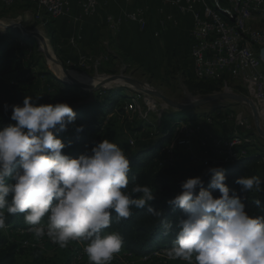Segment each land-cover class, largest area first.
I'll list each match as a JSON object with an SVG mask.
<instances>
[{"label":"clouds","instance_id":"1","mask_svg":"<svg viewBox=\"0 0 264 264\" xmlns=\"http://www.w3.org/2000/svg\"><path fill=\"white\" fill-rule=\"evenodd\" d=\"M40 98L25 96L22 105H12L15 123L0 128V230L7 229L8 216L23 214L35 238L46 235L62 249L70 242L85 243L89 264H111L124 240L119 232L105 230L113 220L131 217L133 208L146 209L160 218L163 235L174 233L168 260L264 264V217L249 215L241 198L234 191L230 195L222 168L208 169L207 189L199 176L183 181L167 203L181 209L184 218L163 219L162 211L150 206L156 199L152 187L136 184L127 191L132 168L118 144L103 139L76 158L63 154L66 145L58 134L74 122L75 112L67 103L37 104ZM8 108L5 104V112ZM235 183L242 191H264V179L257 175ZM216 190L218 197L212 194ZM253 203L264 210L260 199Z\"/></svg>","mask_w":264,"mask_h":264},{"label":"rangeland","instance_id":"2","mask_svg":"<svg viewBox=\"0 0 264 264\" xmlns=\"http://www.w3.org/2000/svg\"><path fill=\"white\" fill-rule=\"evenodd\" d=\"M26 3L27 2L24 1H18L8 8L0 7V32L3 33L8 30V28H17L20 33L22 32L21 30H23L26 33L31 32L36 34V36H30L32 42L27 43V49L23 47V44L20 46L23 49L18 50V55L21 57V60L19 61L20 67L23 69L29 68V70L35 75L51 73L55 79L60 82L62 79L58 77L59 75L55 71V68L59 67V63L62 67L68 70L69 73L74 72L88 80L93 79V81H95L94 77L104 75L100 72L98 73L91 67L86 70L85 64H76L67 67V61L73 59L76 55H72L70 52L57 46V38L52 39L48 34L51 30H47L43 24L40 23L41 19H43L42 14L36 12L30 7L23 10L27 5ZM38 10L41 12L43 11L40 8H38ZM48 18L46 19H52L50 17ZM21 19H24L23 22L18 24ZM55 19L56 18H54V20ZM54 24V22H51L50 26L53 31H66L67 29L66 26L60 27L58 25L54 26ZM70 41V39L69 42L67 41L68 45L70 44ZM161 45V54L159 53L155 56L156 66L154 65V71H151V73L154 74L156 70V76L151 73L148 75L144 74L139 66H137L131 73L130 70H132V68L124 69L121 67L123 70H120V68L117 70L113 69L114 74L112 75L122 74L126 77L132 78L148 89L152 88L169 100L179 103H187L192 99H201L211 96H203L199 93L191 94L189 92L191 84H195L203 79H198L194 68L193 70L186 69L187 65L182 59V57L186 56L185 44L176 42V45L170 46V48L163 44ZM17 46L19 45L17 44ZM251 47L258 50L257 45H251ZM81 55L85 54L81 53ZM140 60L144 63L143 58H140ZM145 60H147V58H145ZM123 64L125 65V62ZM143 68L146 69L147 67L143 66ZM261 72L264 73V63H262ZM151 75L153 78H151ZM26 77H28V75ZM241 81L242 79L239 75H234L232 77L228 76V79L226 77V79L224 78L221 82L223 84L221 90L215 93H221L224 91L230 93L233 92L253 102L254 92L252 88L249 89L250 87L244 86ZM119 84L123 85L122 82ZM119 84H111L110 87H106L110 90L120 89L122 95L130 97V101L127 104L122 98L118 102L119 105L124 108L126 113L124 112L121 115H113L117 112V109H115L114 112L106 116L104 121L111 116L112 118H115L113 119L114 125H112L111 128V139L113 138V143L118 144V146L122 148L126 156H130L133 152H137L141 148H147L148 145L155 140L152 130V133H149V131L141 132L142 134H145V136L148 135V139L145 137H141L138 141L133 139V132L138 127V119L136 116L141 118L143 111H145L144 120H148L149 122L150 118L151 120H154V118L160 117L163 113L172 114L178 111L171 108L163 109L162 102L153 96H146L147 99L151 101L149 106L154 107L152 109H147L143 104L144 95L135 92L132 88L121 87ZM22 87L27 88V96H32L33 98H35L36 95L43 96L47 94L41 77H36V80L31 82L30 85L27 84V82H23ZM77 88L89 94L86 101H89L95 92L97 93L108 90L99 88L95 91H89L80 86ZM260 110L261 109H259V112ZM190 113L197 115V119L192 121L196 137L191 141L190 144L192 146L190 148L187 149L186 147H183V149H178L177 158L172 162L168 160L166 167V169L168 168L170 170L168 176L170 184L171 186H176L175 189L177 193H180V185L187 178L199 176L203 180V174H200V171L204 166L209 167V165L212 164L213 167L223 168L232 163V161L225 164L220 162L219 158L221 156L220 153L217 152L218 149H216L217 143L214 144L216 139H218L217 141L220 145L225 144V141L230 143L233 139H237L240 144H243L238 137L240 136L242 139H245V142L254 144L257 150L259 149L264 152V138L257 135L255 125L252 123L250 109L246 104L225 100L214 101L208 105L192 109ZM152 116H154V118ZM260 117L261 116L259 115V123L264 131V125L261 123ZM156 119L158 120L159 118ZM171 124L172 123H170V125ZM181 126L190 127L189 125L180 122L173 123V127H175L172 132L173 136L174 131L176 132L179 130V127ZM238 129L242 130L240 131ZM243 132L247 133L244 134ZM217 134H220V136ZM248 134H253V136L245 138L244 136ZM198 139H200L201 142L198 141ZM178 140L179 139L173 138L169 145L174 149V147L177 146L176 142ZM229 150H232V147L225 149V157H227ZM159 153H162L161 150ZM28 228L29 225L25 224L23 227H20L13 232H8V230H6V233L8 232V240L12 243L14 242L15 245L18 246V250H20L16 258V264H67L68 262L71 264H89L88 258L84 253L85 243L70 242L67 248L62 249L57 244L53 243L46 235L40 239L35 238L34 235L28 231ZM167 250V248L156 250L151 255L152 257L157 258L155 262L150 256L144 258H132L121 251L116 254L111 264H185L184 261L180 260H168L166 256ZM36 261H40V263H36Z\"/></svg>","mask_w":264,"mask_h":264},{"label":"trees","instance_id":"3","mask_svg":"<svg viewBox=\"0 0 264 264\" xmlns=\"http://www.w3.org/2000/svg\"><path fill=\"white\" fill-rule=\"evenodd\" d=\"M218 3L223 7L224 4L221 0H218ZM26 4L23 10L30 7L42 14L43 19H41L40 23L47 30H51L48 34L54 39L56 31H53L50 27L54 19L48 20L49 16H47L46 12L44 10L42 12L39 11L35 4L29 2ZM29 42H32V38L23 37L17 28H8L5 32H0V128L15 123L10 120L11 106L17 104L22 105L23 99L27 96L28 91L27 88L22 87V83L27 82L30 85L31 82L36 80V77H41L47 94L41 96L37 104L67 103L75 112L74 122L68 124L66 130L58 134V138L66 145L62 150L63 154L71 158H76L86 150L90 151L96 143L103 139H108L110 142H113L114 139H111V128L114 125L113 119L115 118L111 116L106 121L104 120L115 109H117V112L113 115L123 114L125 110L118 102L122 98L127 104L130 101V97L122 95L120 89H111L95 92L91 99L86 101L89 94L73 85L69 86L61 83L51 73L35 75L29 68L23 69L19 66L21 57L18 55V50L23 49L20 47L23 44V47L26 48ZM106 57V63L110 64L112 56L106 55ZM97 72L104 75L114 74L112 68L107 70L101 66ZM27 75L28 77H26ZM221 82L220 80H201L195 84H191L189 92L191 94L199 93L203 96L212 95V93L221 90L223 86ZM5 104L9 106L7 112L4 110ZM196 116V114H191L190 111H178L172 114L163 113L158 120L156 119L157 117L154 118L152 116L155 122L151 118L148 122V120H141L136 116L138 119V127L133 132V139L137 141L141 137L148 139V135L145 136L141 132L149 131V133L153 132L155 140L147 148H141L139 151L127 156L130 167L132 168V171L129 173L130 182L127 191L130 193L131 188L136 184L152 187L156 199L150 202V206L154 209L161 210L163 219L173 222L184 218L181 209L175 206H169L167 203L168 200L178 194L175 189L176 186H171L170 184L168 178L170 170L168 168L166 169L167 161L170 160L172 162L177 158L178 149H183L180 146H176L173 149L169 145L173 140L172 132L173 128H175L173 127V123L180 122L194 128L192 121L197 119ZM170 123L172 124L170 125ZM81 125L83 126V131L77 132L76 128ZM243 133L246 134L247 132ZM217 135L220 136V134ZM252 136V134H248L244 137L250 138ZM238 137L243 144L234 146L232 151L247 149L249 152L245 156L237 157L232 163L222 168L226 177L225 183L230 190V195L234 191L241 198L242 203L245 205V210L249 215L264 217V210L258 209L253 203L254 199H260L261 209H264V191L261 193L242 191L241 186L235 183L237 178L243 176L257 175L264 179V164H262L264 152L259 149L257 150L254 144H249L245 142V139H242L240 136ZM160 150L162 152L161 154L159 153ZM170 151H172L171 154ZM17 170H19L18 165L13 169V172ZM210 178L211 173L203 180V186L206 189L208 188ZM262 188H264V183H262ZM212 194L214 197L220 195L218 190L213 191ZM133 195L135 197L139 194ZM6 224L8 225L6 230L13 232L23 227L26 223L23 214H16L15 216H8ZM6 230H0V264H16V258L20 250H18V246L14 242L12 243L8 240V232L6 233ZM105 231H115L122 235L124 245L121 251L123 253L128 254L132 258L150 256L154 262L157 258L151 255L156 250L162 248L169 249L174 241V233H170L167 236L163 235L160 218L152 216L146 209L133 208L131 217L119 223L113 220L111 226ZM36 263H40V261H36ZM67 264L71 263L68 262Z\"/></svg>","mask_w":264,"mask_h":264},{"label":"crops","instance_id":"4","mask_svg":"<svg viewBox=\"0 0 264 264\" xmlns=\"http://www.w3.org/2000/svg\"><path fill=\"white\" fill-rule=\"evenodd\" d=\"M83 1L71 0L68 13L64 17H57L54 20V26L67 27L66 31H56L55 33L59 48L72 55L77 53L95 57L109 55L112 56V61L110 64L102 63L100 66L103 69L132 68L131 73L139 66L143 73L148 75L154 71L155 56L161 54V44L170 48L177 42L185 44L186 56L182 59L187 65L186 69L193 70L189 40L191 18L172 4V0H115L106 4L103 0H95L96 7L89 15H85L81 11L80 3ZM138 7L146 10L147 27L145 30H140L135 22H128L125 19L127 12ZM109 19L117 23L118 30H112L108 26ZM69 39L75 41L73 46L68 45ZM140 58H143L146 64L142 63ZM143 66L147 68L144 69ZM155 73L151 74L156 76ZM151 78H153L152 75ZM259 115L261 116L260 121L264 125V106ZM262 164H264V160ZM212 167L213 165L210 164L209 167L201 168L200 174H203V180L210 175L208 169Z\"/></svg>","mask_w":264,"mask_h":264},{"label":"built area","instance_id":"5","mask_svg":"<svg viewBox=\"0 0 264 264\" xmlns=\"http://www.w3.org/2000/svg\"><path fill=\"white\" fill-rule=\"evenodd\" d=\"M16 0H0V3H14ZM45 1L47 6L54 8V14L56 17H64L69 9L71 0H39ZM115 0H103V2L109 3ZM241 3L245 14L261 15L264 16V0H237ZM96 2L95 0H84L80 3L82 12L85 15H89L94 11ZM174 4L182 13L188 15L191 18V28L189 31L190 40V58L194 66L196 74H208L212 77H217L219 74H232L234 72L233 53L235 49L234 34H238V29H241V22L231 21L230 24H224L221 18H218L211 14L209 6H205L202 0H172ZM146 10L142 7L130 10L125 14V19L129 22H135L140 30H145L147 25L145 21ZM19 24V23H18ZM112 24L116 22L108 20V26L113 30ZM246 38V37H245ZM260 40L264 38H252L253 44L257 45ZM74 40L70 41V45H74ZM251 45H247V48H251ZM262 48H258L259 50ZM243 63L246 67V75L243 77L241 83L244 86L254 87L256 93L259 95V101L264 106V86L256 83V75L253 67H251L247 59V49L242 57ZM107 62L106 56H87L77 53L73 59L67 61V67L76 64H85L86 70L90 67L96 71L102 63ZM150 100L144 96L143 104L147 109L150 107ZM159 116V115H158ZM145 118V111L141 116V120ZM159 118V117H157ZM187 128V129H186ZM181 129V130H180ZM179 136V137H178ZM195 131L193 127L181 126L179 130L174 131L173 138L179 139L176 142L177 146L190 148V144L193 138H195ZM218 139L215 140L217 152L220 153V162L223 164L233 160L234 157H225V149H229L233 144L225 141V144H218ZM198 141L201 142L200 139ZM172 151H170V154ZM241 155V153H239ZM238 155V156H239Z\"/></svg>","mask_w":264,"mask_h":264},{"label":"bare ground","instance_id":"6","mask_svg":"<svg viewBox=\"0 0 264 264\" xmlns=\"http://www.w3.org/2000/svg\"><path fill=\"white\" fill-rule=\"evenodd\" d=\"M18 1H24L29 2L32 4H35L36 7L44 10L50 18L54 19L57 18L54 14V8L51 6H47V3L45 1H39V0H16L14 3L8 2V3H0V7L8 8L9 6H13V4L17 3ZM205 6H209V9L211 10V14L214 16L221 18L222 23L224 24H230L231 21H238L241 22V29H238V34H234V43H235V49L233 53V63H234V72L232 74H219L217 77H212L208 74H196L198 79L209 80V81H216L220 80L223 81L224 78L228 79L229 77H232L234 75L241 76V79L245 77L246 75V67L245 63H243L242 57L244 56L245 50L247 49V59L253 67L254 73L256 75V83L262 84L264 86V76L261 72V66L262 63L259 58L258 50L251 48H247V45L253 44L252 38H264V16L261 15H250L245 14L242 8V5L237 0H221L224 4L223 7L220 6L218 3V0H202ZM22 3V2H20ZM24 20V19H23ZM21 19L18 23L21 24L23 22ZM113 30H118L117 24H112ZM246 37V38H245ZM258 42V48L264 49V40L257 41ZM51 59V58H50ZM58 67V66H57ZM55 71L58 73V77H60L62 80L66 82H75L80 87L84 89H89L91 85L102 84L103 86H111V84L118 85L119 81L117 80H96L93 81V79H86L74 72L70 73H64L61 71L60 67L55 68ZM197 79V80H198ZM196 80V81H197ZM121 85V84H119ZM251 89V87L249 88ZM252 90L254 92L253 96V102L256 104V106L261 109L263 107V103L259 101V95L256 93L255 88L252 87ZM233 144L232 149L234 146H240L241 144L237 139H233V141L230 142ZM173 148V147H172ZM171 149V148H170ZM249 151V150H248ZM248 151L246 149L239 150L237 152H233L232 150H229L227 157H234L232 162L238 157L239 153L241 155L239 156H245L248 154Z\"/></svg>","mask_w":264,"mask_h":264},{"label":"water","instance_id":"7","mask_svg":"<svg viewBox=\"0 0 264 264\" xmlns=\"http://www.w3.org/2000/svg\"><path fill=\"white\" fill-rule=\"evenodd\" d=\"M21 34L23 37L29 38L30 36H36V34L28 32L26 33L25 31L21 30ZM259 58L261 60V62L264 63V49H260L259 50ZM59 67H61V71L64 73H69L68 70H66L64 67L61 66V64L59 63ZM94 79L96 80H117L123 83V85H119L121 87H127V88H132L135 92H138L144 96L147 97H156L158 98L161 102H162V107L163 109L166 108H171L177 111H191L192 109L204 106V105H208L214 101H233L236 103H243L246 104L251 112V116H252V120L253 123H255V129L257 132V135L259 137L264 138V131L261 128V125L259 123V109L256 106V104L254 102H252L251 100L239 95V94H235V93H230L228 91H224L221 93H214L211 96H207L201 99H192L187 103H179V102H175V101H171L168 98L164 97L161 93H159L158 91L154 90V89H148L147 87L143 86L141 83L135 81L132 78L126 77L122 74H118V75H101L100 77H94ZM62 83L66 84V85H73V86H77L79 87V85L75 82H66L64 80H61ZM99 88L102 89H108L110 90L108 87L103 86L102 84H96V85H91L89 89L86 90H97Z\"/></svg>","mask_w":264,"mask_h":264}]
</instances>
